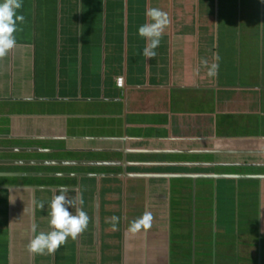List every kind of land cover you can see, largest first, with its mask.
<instances>
[{
    "label": "crops",
    "instance_id": "crops-1",
    "mask_svg": "<svg viewBox=\"0 0 264 264\" xmlns=\"http://www.w3.org/2000/svg\"><path fill=\"white\" fill-rule=\"evenodd\" d=\"M148 8L169 23L146 59ZM18 12L0 57V264H264V0H23ZM61 185L88 226L31 253Z\"/></svg>",
    "mask_w": 264,
    "mask_h": 264
},
{
    "label": "clouds",
    "instance_id": "clouds-1",
    "mask_svg": "<svg viewBox=\"0 0 264 264\" xmlns=\"http://www.w3.org/2000/svg\"><path fill=\"white\" fill-rule=\"evenodd\" d=\"M22 4L23 0H0V57L6 55L16 45L17 22L24 21V16L18 12ZM145 17L147 19L138 26L137 34L145 42L141 50L142 55L149 59L157 55L156 49L169 20L167 13L158 8L146 9ZM201 63L207 66V75L214 77L218 65L215 62L208 64L206 60ZM66 193L67 189L61 185L59 192L47 204L49 231L37 232L36 226H32L35 235L27 245L29 252L50 254L67 239H75L87 228L89 222L87 213L82 208L75 207L74 199H69ZM40 207L43 208L44 205L41 204ZM73 208L75 211L71 210ZM113 220H116V217H113ZM147 221L148 214H145L143 219L132 221L129 231L134 233L142 226H147Z\"/></svg>",
    "mask_w": 264,
    "mask_h": 264
},
{
    "label": "built area",
    "instance_id": "built-area-1",
    "mask_svg": "<svg viewBox=\"0 0 264 264\" xmlns=\"http://www.w3.org/2000/svg\"><path fill=\"white\" fill-rule=\"evenodd\" d=\"M117 85L122 86L123 85V77L117 78Z\"/></svg>",
    "mask_w": 264,
    "mask_h": 264
},
{
    "label": "water",
    "instance_id": "water-1",
    "mask_svg": "<svg viewBox=\"0 0 264 264\" xmlns=\"http://www.w3.org/2000/svg\"><path fill=\"white\" fill-rule=\"evenodd\" d=\"M95 216H96V223H97L98 210L95 211ZM97 231H98V229H97ZM97 231L95 234H97Z\"/></svg>",
    "mask_w": 264,
    "mask_h": 264
}]
</instances>
